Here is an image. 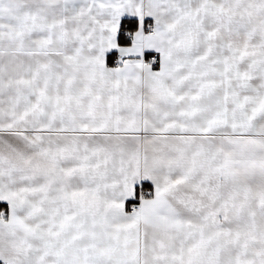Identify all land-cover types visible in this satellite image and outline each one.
<instances>
[{
    "label": "snow or ice",
    "instance_id": "6c2138e0",
    "mask_svg": "<svg viewBox=\"0 0 264 264\" xmlns=\"http://www.w3.org/2000/svg\"><path fill=\"white\" fill-rule=\"evenodd\" d=\"M0 264H264V0H0Z\"/></svg>",
    "mask_w": 264,
    "mask_h": 264
}]
</instances>
